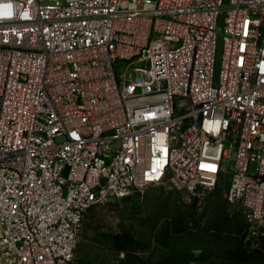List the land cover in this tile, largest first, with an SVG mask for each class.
Masks as SVG:
<instances>
[{"label": "built area", "instance_id": "obj_1", "mask_svg": "<svg viewBox=\"0 0 264 264\" xmlns=\"http://www.w3.org/2000/svg\"><path fill=\"white\" fill-rule=\"evenodd\" d=\"M226 178L264 229V0H0V264H74L95 206Z\"/></svg>", "mask_w": 264, "mask_h": 264}, {"label": "rangeland", "instance_id": "obj_2", "mask_svg": "<svg viewBox=\"0 0 264 264\" xmlns=\"http://www.w3.org/2000/svg\"><path fill=\"white\" fill-rule=\"evenodd\" d=\"M227 190V178L201 197L146 186L95 206L83 222L74 264H264V229L228 202ZM118 236L126 249L117 247Z\"/></svg>", "mask_w": 264, "mask_h": 264}, {"label": "trees", "instance_id": "obj_3", "mask_svg": "<svg viewBox=\"0 0 264 264\" xmlns=\"http://www.w3.org/2000/svg\"><path fill=\"white\" fill-rule=\"evenodd\" d=\"M128 239H130L132 242L136 241L132 236H129ZM116 245L119 249H126V245L124 244V240L121 236L116 238Z\"/></svg>", "mask_w": 264, "mask_h": 264}, {"label": "snow or ice", "instance_id": "obj_4", "mask_svg": "<svg viewBox=\"0 0 264 264\" xmlns=\"http://www.w3.org/2000/svg\"><path fill=\"white\" fill-rule=\"evenodd\" d=\"M5 9H10L11 8V5L9 4V5H4L3 6ZM6 14H8V15H10V12H7Z\"/></svg>", "mask_w": 264, "mask_h": 264}]
</instances>
